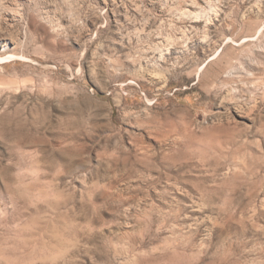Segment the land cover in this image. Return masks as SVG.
Listing matches in <instances>:
<instances>
[{
    "label": "rangeland",
    "instance_id": "374dc122",
    "mask_svg": "<svg viewBox=\"0 0 264 264\" xmlns=\"http://www.w3.org/2000/svg\"><path fill=\"white\" fill-rule=\"evenodd\" d=\"M0 264H264V0H0Z\"/></svg>",
    "mask_w": 264,
    "mask_h": 264
},
{
    "label": "bare ground",
    "instance_id": "6f19581e",
    "mask_svg": "<svg viewBox=\"0 0 264 264\" xmlns=\"http://www.w3.org/2000/svg\"><path fill=\"white\" fill-rule=\"evenodd\" d=\"M238 207V206H237ZM253 208V207H252ZM253 211H254V209H253ZM230 213V212H229ZM233 213V212H232ZM242 215V214H241ZM230 216H232L231 214L229 215V218H230ZM255 216V215H254ZM242 217V216H241ZM251 219H252V217H251ZM250 219V220H251ZM243 221V220H242ZM78 222V221H77ZM217 222V221H216ZM252 223V222H251ZM85 226V225H84ZM62 231V230H61ZM47 233V232H46ZM57 234V233H56ZM63 238V237H62ZM62 247V246H61ZM93 249V248H92ZM59 250V249H58ZM46 258V257H45Z\"/></svg>",
    "mask_w": 264,
    "mask_h": 264
}]
</instances>
